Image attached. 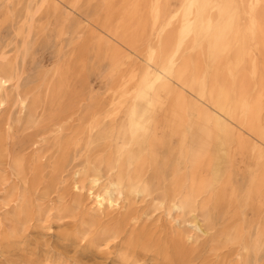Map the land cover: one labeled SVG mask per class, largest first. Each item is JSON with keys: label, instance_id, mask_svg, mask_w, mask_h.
<instances>
[{"label": "bare ground", "instance_id": "bare-ground-1", "mask_svg": "<svg viewBox=\"0 0 264 264\" xmlns=\"http://www.w3.org/2000/svg\"><path fill=\"white\" fill-rule=\"evenodd\" d=\"M10 1L0 0V8ZM170 1L149 0L143 15L140 0L123 1L122 26L132 32L129 41L116 38L132 47L150 20L156 39L147 48L146 68L132 91H123L117 106L88 112V148L98 143L108 150L89 155L75 172L78 198L57 213L74 214L86 190L92 201L85 221L90 227L146 198H151L147 216L161 211L179 227L171 244L155 240L145 227L133 226L138 218L131 215L98 233L80 228L62 236L88 255L108 248L111 239L125 233L117 264H139L150 252L151 264L158 256L161 264L177 259L187 264L185 241L196 242L200 235L183 231L186 223H194L200 232L205 226L206 233L232 209L227 217L231 221L212 239L211 252L238 246L241 252L229 264H264V65L259 68L256 54L264 51V0H178L173 8ZM115 8L108 3V10ZM19 14L27 17L23 7ZM194 50L195 55L186 54ZM17 75V61L0 51V107L9 100L13 90L8 84ZM251 81L258 91H252ZM185 90L196 103H189ZM20 103L22 110L28 109L23 97ZM27 117L31 120V113ZM61 147L66 161L68 144ZM13 162V170L24 174L25 158L16 156ZM56 179L55 174L51 181ZM17 209L18 225L1 236L2 251L23 243L32 217L40 219L49 211L37 210L26 197ZM251 211L256 217L249 219ZM38 235L44 238L43 232ZM218 259L204 264H224Z\"/></svg>", "mask_w": 264, "mask_h": 264}, {"label": "rangeland", "instance_id": "rangeland-1", "mask_svg": "<svg viewBox=\"0 0 264 264\" xmlns=\"http://www.w3.org/2000/svg\"><path fill=\"white\" fill-rule=\"evenodd\" d=\"M123 1L24 0L18 4L12 0L7 8H0V51L18 65L16 79L8 84L13 91L7 103L0 107V238L18 225L17 208L24 197L30 199L37 210H49L40 219L36 214L32 217L23 243L11 251L0 249V264H117L125 233L111 239L108 248L88 255L82 252L81 245L76 246L62 235L80 228L98 233L131 215L138 218L133 226L145 227L155 240L171 244L174 231L179 227L178 222L160 214L161 211L145 214L151 209V198L137 199L122 213L90 227L85 221L92 201L86 190L81 193L82 205L74 214L60 217L57 213L61 208L74 206L78 198L73 187L75 172L86 165L89 155L108 150L98 143L88 148V112L117 106L121 93L132 91L146 68L147 48L156 39L157 30L152 28L150 20L145 34L132 47L116 38L129 41L132 32L128 26H122ZM108 3L116 7L115 11L108 10ZM140 3L143 15L149 0H140ZM169 3L173 8L179 2L171 0ZM22 7L27 13L25 18L19 14ZM113 33L116 36H111ZM195 52L186 54L192 56ZM256 54L259 68L263 70L264 51L256 50ZM249 86L253 92L258 91L253 81ZM185 95L190 104L196 103L189 90H185ZM20 97L25 99L28 109L22 110ZM202 106L208 105L203 103ZM30 113L31 120L27 117ZM262 115L264 119V112ZM61 144H68L66 161L62 160ZM16 156L26 160L22 175L12 168ZM37 159L38 174L33 170ZM55 174L58 179L51 181ZM44 193L47 196H42ZM229 210L227 217L233 211ZM159 215L162 217L158 219ZM227 217L206 233L205 226L202 227L204 232H200L194 223H186L183 231L200 236L196 242L185 241L184 262L212 263L216 262L217 255L224 264L237 260L241 252L238 246L221 249L219 254L211 252L212 239L219 235L225 221H231ZM247 217L251 219L256 215L251 211ZM198 220H202L200 215ZM133 226L129 222L126 230ZM39 232L44 233V238H39ZM150 254L139 264H151ZM155 262L163 263L162 256ZM182 263L177 259L172 264Z\"/></svg>", "mask_w": 264, "mask_h": 264}]
</instances>
